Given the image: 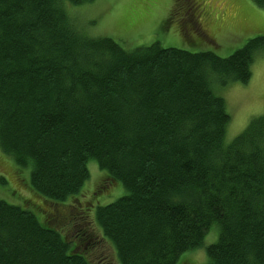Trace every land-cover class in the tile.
I'll list each match as a JSON object with an SVG mask.
<instances>
[{"label": "trees", "instance_id": "1", "mask_svg": "<svg viewBox=\"0 0 264 264\" xmlns=\"http://www.w3.org/2000/svg\"><path fill=\"white\" fill-rule=\"evenodd\" d=\"M65 1L94 0H0V148L41 204L88 191L90 162L103 190L125 193L89 208L99 240L52 224L51 208L0 199V264H100L105 251L116 264H189L198 250V264H264V115L226 144L215 89L250 80L264 36L227 57L128 51L74 27Z\"/></svg>", "mask_w": 264, "mask_h": 264}, {"label": "rangeland", "instance_id": "2", "mask_svg": "<svg viewBox=\"0 0 264 264\" xmlns=\"http://www.w3.org/2000/svg\"><path fill=\"white\" fill-rule=\"evenodd\" d=\"M64 5L74 27L91 37L112 38L128 51L159 43L164 48L175 47L195 53L211 51L227 57L249 39L264 36V8L254 0H94L82 5L65 1ZM251 72L247 83L235 81L215 86L230 115L226 144L241 134L253 119L264 115L263 48L257 51ZM89 169L91 178L83 187V191H88L78 199L61 207L49 202L41 204V199L20 177L21 173L27 180L29 169L20 170L0 148V199L24 200L28 205L39 206L38 209H42L40 206L51 208L55 216L63 220L59 224L57 218L51 220V217L52 224L62 226L64 232L69 230L72 237L89 228V235L99 240L101 231L90 211L92 203L96 202V207L113 202L125 193V189L119 182L108 191L103 190L99 183L103 172L95 162L89 163ZM209 238L214 239V235L206 237L210 243ZM204 252L194 251L189 264L203 262ZM104 253L106 256L100 264H116L113 254Z\"/></svg>", "mask_w": 264, "mask_h": 264}]
</instances>
